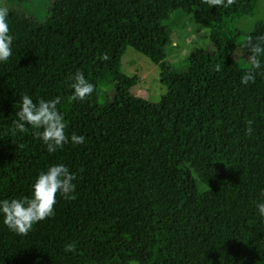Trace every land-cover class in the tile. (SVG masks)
Returning <instances> with one entry per match:
<instances>
[{
    "label": "trees",
    "instance_id": "1",
    "mask_svg": "<svg viewBox=\"0 0 264 264\" xmlns=\"http://www.w3.org/2000/svg\"><path fill=\"white\" fill-rule=\"evenodd\" d=\"M257 1L49 0L34 15L3 5L14 40L0 61V200L30 197L53 164L75 173L76 187L27 235L0 215V264H264V56L248 85L250 65L232 60L250 55L249 35H264V21L232 27ZM175 11L206 29L214 50L191 53L177 74L164 62L172 33L162 27ZM125 48L161 73L157 103L128 94L136 79L120 73ZM77 71L95 86L84 101L71 99ZM24 95L60 97L66 134L85 142L49 153L39 129L13 132Z\"/></svg>",
    "mask_w": 264,
    "mask_h": 264
},
{
    "label": "clouds",
    "instance_id": "2",
    "mask_svg": "<svg viewBox=\"0 0 264 264\" xmlns=\"http://www.w3.org/2000/svg\"><path fill=\"white\" fill-rule=\"evenodd\" d=\"M209 8H228L235 4V0H202ZM9 9L6 6H0V61H7L12 56V45L14 37L10 35L7 17ZM247 49L250 55L247 62L250 65L244 70L241 76V84L248 85L255 82L257 70L262 68L261 56H264V35L255 37V42L251 35L243 42V50ZM101 59L107 61L110 59L107 53L102 54ZM70 80L71 88L74 90L71 96L73 101L86 100L95 90V86L89 82L85 74L81 71L75 72ZM60 97L45 100L39 99L34 103L30 96L24 95L21 100V108L16 112L17 119L13 121V132H27L28 127L39 129L34 135L40 139L46 146L49 153L56 152L69 143V139L74 144L85 142L83 135L66 134L65 118L58 109ZM252 121H248L247 135H251L253 128ZM76 179L75 173L70 172L64 164H53L42 171L36 178L32 186L31 196H25L20 199L0 200V215L3 217V223L9 230L18 235H27L33 226L54 215L57 195L65 199H73L71 193L75 192ZM259 214L264 218V203L256 205ZM67 251L74 252L75 245L69 244Z\"/></svg>",
    "mask_w": 264,
    "mask_h": 264
},
{
    "label": "rangeland",
    "instance_id": "3",
    "mask_svg": "<svg viewBox=\"0 0 264 264\" xmlns=\"http://www.w3.org/2000/svg\"><path fill=\"white\" fill-rule=\"evenodd\" d=\"M49 0H0V6L6 3L18 4L19 11L32 14L41 11V4L46 6ZM21 3V4H20ZM30 7V8H29ZM264 21V0L257 1V7L252 18H243L232 27L249 32L255 23ZM163 28L172 33V44L165 48L164 62L176 74L180 72V63L188 55L197 51L213 53L214 50L208 40V31L194 23L185 14L175 11L169 20L162 24ZM247 57L235 52L232 60L240 65L247 66ZM120 73L136 79L135 85L128 91L134 98H139L147 103H157L165 95V88L161 85V73L156 66L151 65L141 54L130 48H125L120 58ZM104 87V85H101ZM134 264V263H131Z\"/></svg>",
    "mask_w": 264,
    "mask_h": 264
}]
</instances>
